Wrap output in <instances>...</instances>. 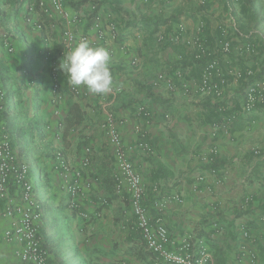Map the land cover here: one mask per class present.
I'll list each match as a JSON object with an SVG mask.
<instances>
[{"label": "crops", "instance_id": "crops-1", "mask_svg": "<svg viewBox=\"0 0 264 264\" xmlns=\"http://www.w3.org/2000/svg\"><path fill=\"white\" fill-rule=\"evenodd\" d=\"M38 1L0 0V92L23 129L13 148L37 179L44 207L40 231L50 264H154L135 229L129 196L115 191L109 123L118 127L122 150L146 183L142 206L153 219L161 216L174 244L193 240L211 253L213 264H264V148L254 147L261 140L264 107L257 106L247 121L238 115L229 126L225 119L240 111L244 84L229 78L233 107L224 112L218 100L194 90L202 70L197 72L189 50L198 33L210 46L223 41L212 17H226L229 9L213 10L216 0H68L63 18L38 7L27 12L28 4ZM94 18L101 28L118 26L117 39L99 46L111 56L112 90L98 95L84 87L74 95L60 60L54 57L55 69L44 60L43 39L52 37L55 56L63 49L64 30L86 32L97 44ZM4 34L13 53L2 46ZM239 36L227 37L232 51L220 61L223 75L231 59L242 70L257 65L247 61L248 41ZM179 69L185 74L177 76ZM166 78L173 80V90L166 89ZM200 128L206 133L204 154L186 156L187 139L201 145ZM141 142L154 155L140 148ZM86 148L92 154L84 165ZM58 152L81 172L75 207L64 193ZM214 161L219 166L208 167ZM156 164L171 176L153 178ZM8 225L0 218V264H17L18 245L3 237Z\"/></svg>", "mask_w": 264, "mask_h": 264}, {"label": "built area", "instance_id": "built-area-1", "mask_svg": "<svg viewBox=\"0 0 264 264\" xmlns=\"http://www.w3.org/2000/svg\"><path fill=\"white\" fill-rule=\"evenodd\" d=\"M47 1L49 6L44 0H40L36 4H28L27 12H33L38 7L48 16L55 13L63 18L67 17L65 4L68 0ZM231 1L240 5L242 0ZM91 10H95V6H92ZM225 23L227 24L226 28H220V35L223 39L220 44L210 46L204 42L198 33L197 38L193 41V49L189 51L194 62L206 61L199 82L195 86V92L201 97H211L218 100L220 112L233 107L230 102L231 98L227 93L232 82L229 78L236 82L240 80L244 84L240 111L237 114L235 112L230 113L225 119L227 125L231 126L238 115L241 114L247 121L257 106L264 105V63L261 65V69L257 68L255 71L251 67H247L245 70L231 67L227 69V73L221 74L218 52L220 51L224 55L230 54L232 50L227 37L231 33L240 35L232 9H229ZM93 25L97 32L96 41L98 44L91 42L93 46L108 45L117 39L118 26L115 23H110L106 28H101L98 18H94ZM34 27L38 31L43 30L39 24H34ZM198 31H201V27ZM62 37L63 49L56 56L54 50L51 49L52 37L47 35L43 39L46 46L44 60L52 69H55L57 65L55 59L58 58L62 63V58L80 40H89L86 32L77 35L70 30H64ZM2 46L8 53H13L9 34L3 35ZM243 48L247 52L254 53L249 43H245ZM54 57L56 58L54 59ZM256 72L261 74L258 79H254ZM183 74H185L184 69H179L176 72L177 76ZM83 88V86H73L70 90L74 95H80ZM173 88V80L166 78V89L170 91ZM5 109L4 95L0 92V113ZM146 117H149V114H146ZM106 132L115 150V191L118 195L126 193L129 196V202L135 216V229L139 232L145 249L153 256L154 264H213L212 255L208 250L198 247L191 239H185L179 245L174 244L161 216L155 219L150 216L149 212L142 206L146 183L122 150L121 134L118 127L114 123H109ZM139 147L146 150L149 155H154V150L150 145L141 142ZM91 154V149L86 148L84 165L90 162ZM254 154L259 155V151L255 150ZM56 159L58 168L63 171L64 193L70 199L72 206L75 207L76 200L80 196L81 172L70 167L61 152L56 153ZM165 207L166 202L159 205L160 214ZM43 217V203L38 196L35 183L30 179L29 164L16 154L10 137L0 121V218L9 221L8 228L3 233L6 242H15L18 245L16 251L17 264H50L49 252L44 245L40 231Z\"/></svg>", "mask_w": 264, "mask_h": 264}, {"label": "rangeland", "instance_id": "rangeland-1", "mask_svg": "<svg viewBox=\"0 0 264 264\" xmlns=\"http://www.w3.org/2000/svg\"><path fill=\"white\" fill-rule=\"evenodd\" d=\"M249 1H250V4L247 5L248 13L250 14L253 12L255 15V18H253L252 16V19L247 18L246 15L244 16L240 12V5L234 4V2L231 0L227 1L228 3L227 5L226 3L222 5L221 3H219V1L216 0L214 2V5L216 6L214 7L215 9L213 10H216V8L220 9L221 6H223L224 8L227 7L228 9H232L233 14H236L235 15L236 23H237V27H238L240 34L242 36H246V38L244 39L248 41V43L252 46L254 50V53L249 52V57H248L249 59L247 61L252 60L253 62H256L257 65L255 66L251 65L252 70L255 71V69L257 68L261 69V65L264 63V0H249ZM225 20H226V17H221V18L212 17V26H214V22L217 21L218 24L221 26L220 28L225 29L227 25L225 23ZM239 38L241 37L239 36ZM228 55H224L219 51L217 56L219 60L221 61L225 59L226 56ZM231 60L233 62V64L231 65L232 67H236L240 69L242 68V66H240L238 62H235L234 59H231ZM239 62H243V61L240 60ZM220 67L222 66L220 65ZM259 76H260V73L256 72L254 79H258L257 77ZM261 118L262 120H264L263 115L261 116ZM200 129H201L200 133H201V138H202V140L200 141L201 145L199 146V143H197L196 140L192 142L191 139H187L183 145L184 149H186L185 151H187L186 156H189L192 154L191 156L192 158L196 157L198 159H200L203 156L204 153H203V150L201 149V146L204 145V142L206 140L205 135H204L206 133L205 132L203 133L202 128ZM259 136L261 137V140L256 142V145H254V147H260L263 150L264 148V127L262 128V132L260 133ZM262 156H264V154H262ZM30 179L32 180V182L34 181L36 182L37 180V179L32 178L31 174H30Z\"/></svg>", "mask_w": 264, "mask_h": 264}, {"label": "clouds", "instance_id": "clouds-1", "mask_svg": "<svg viewBox=\"0 0 264 264\" xmlns=\"http://www.w3.org/2000/svg\"><path fill=\"white\" fill-rule=\"evenodd\" d=\"M60 70L67 74L73 86H83L90 93L105 95L112 90L111 56L105 47L93 46L87 39L80 40L62 58Z\"/></svg>", "mask_w": 264, "mask_h": 264}, {"label": "trees", "instance_id": "trees-1", "mask_svg": "<svg viewBox=\"0 0 264 264\" xmlns=\"http://www.w3.org/2000/svg\"><path fill=\"white\" fill-rule=\"evenodd\" d=\"M203 4L205 5V1L203 2ZM248 4H250L249 0H242L241 3H240V12L244 16L246 15V17L249 18V19H252V16H253V18H255V15H254L253 12L250 13V14L248 13V10H247V5ZM205 62H206L205 60H200V61L196 62L197 69H198L197 72L199 70H202V68L205 65ZM260 76H261V74H260ZM259 77H257V78H259ZM212 115H214L213 110H212V114L208 117V119L210 117H212ZM0 121L3 123L4 130L9 135L11 143H12V146H13V143L15 142V140L17 138H21V136L23 134L22 133V131H23L22 127L16 125L14 118H12V116H11V114L8 111L7 108L5 109V111L0 113ZM235 129L236 130H240L241 128L240 127H236ZM210 164L211 165L208 166L210 168H215V167L219 166V162H217V161L211 162ZM155 167H156V174L155 173L153 174V178L170 177L171 176V173L166 172V170H164L163 167L160 164H156Z\"/></svg>", "mask_w": 264, "mask_h": 264}]
</instances>
